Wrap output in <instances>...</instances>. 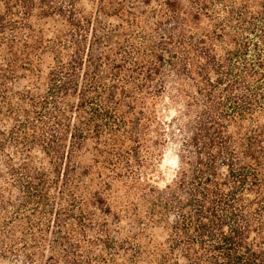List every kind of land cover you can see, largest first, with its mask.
<instances>
[{
    "label": "trees",
    "instance_id": "1",
    "mask_svg": "<svg viewBox=\"0 0 264 264\" xmlns=\"http://www.w3.org/2000/svg\"><path fill=\"white\" fill-rule=\"evenodd\" d=\"M0 264H264V0H0Z\"/></svg>",
    "mask_w": 264,
    "mask_h": 264
},
{
    "label": "rangeland",
    "instance_id": "2",
    "mask_svg": "<svg viewBox=\"0 0 264 264\" xmlns=\"http://www.w3.org/2000/svg\"><path fill=\"white\" fill-rule=\"evenodd\" d=\"M174 165H175V160H174L172 154L168 153L164 158L162 166L165 168L171 169V168H174Z\"/></svg>",
    "mask_w": 264,
    "mask_h": 264
}]
</instances>
